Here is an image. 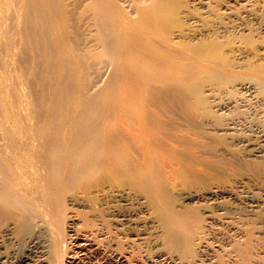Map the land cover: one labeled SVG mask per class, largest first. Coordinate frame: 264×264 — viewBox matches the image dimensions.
Segmentation results:
<instances>
[{
	"label": "bare ground",
	"instance_id": "6f19581e",
	"mask_svg": "<svg viewBox=\"0 0 264 264\" xmlns=\"http://www.w3.org/2000/svg\"><path fill=\"white\" fill-rule=\"evenodd\" d=\"M191 1L197 12L186 10L187 4L185 21L182 19L186 27L171 32L170 41L178 44L180 51L186 50V54L183 51L181 54L187 62L195 63L194 67L197 65L200 70L196 72L211 73L201 89L200 102L209 113L204 119L203 133L214 132L224 142L213 148V153L208 152L206 145L200 150L201 144L194 151L201 155L202 168H211L206 159L210 156L228 163L232 172L238 171L232 182L228 180L232 184L214 182L192 192L174 187L179 197L175 209L166 201L158 181L159 186L148 180L151 185L148 182L149 187L144 190L149 193L141 199L144 190L137 195L135 189L134 195L129 188L106 185L98 188L99 185L94 188L96 195L92 193L97 204L90 205L84 196H76L79 198L76 201L70 187L82 194V190L74 187L79 181L94 176L97 180L102 174L96 175L102 172L115 173L110 172L111 163L102 162L100 155L89 152L94 145L91 140L83 137L66 147L62 141L55 145L52 142L35 154L28 145L22 151V157H26L24 165L9 161L15 159L13 153H3L0 264H128L133 258L135 264H264V176L255 173L257 168L264 170V0H228L225 5L223 0L222 16L213 8L212 0ZM165 38L168 39L166 35ZM165 38L164 43L169 44ZM181 39L193 43L179 47ZM221 42L227 48L224 45V58L217 62L211 54ZM161 45L164 46L162 43L157 47ZM150 64L147 65L153 62ZM183 124H178V138L162 139L163 147L171 144L181 157L188 151L187 148L181 151L184 134L187 136L191 131ZM200 138L206 140L204 134ZM170 156L175 157H171L174 162ZM170 156L166 152L164 159L171 161H165L173 162L170 164L176 170L173 175L180 174L181 157ZM244 168L247 171L242 172ZM145 169L142 170L146 173ZM114 176L117 178L116 173ZM62 199L89 212L81 210L80 220L75 215L67 216L69 209L62 206ZM196 206L197 213L190 212ZM26 219L33 223V231L24 226Z\"/></svg>",
	"mask_w": 264,
	"mask_h": 264
},
{
	"label": "rangeland",
	"instance_id": "374dc122",
	"mask_svg": "<svg viewBox=\"0 0 264 264\" xmlns=\"http://www.w3.org/2000/svg\"><path fill=\"white\" fill-rule=\"evenodd\" d=\"M212 1L213 8L220 14L228 0L225 3L223 0ZM191 2L0 0V155L13 153L15 159L9 161L24 165L26 157H22V151L28 145L35 154L44 151L52 142L55 145L62 141L66 147L83 137L91 140L94 145L89 152L100 155L102 162L111 163L110 172H115L117 178L115 173L102 172L96 176L102 174L103 178L96 180L94 176L81 180L74 187L82 190V194L70 187L74 197L84 196L90 205L97 204L93 195H96L94 188L99 185L98 188L105 185L125 187L133 193L136 189L135 193L140 195L149 181L152 185H158V181L173 209L179 202L174 187L182 192H192L217 182L228 186L238 171L232 172L228 163L210 156L206 159L213 170L210 167L206 170L200 164L202 158L198 150L194 151L201 144L200 150L206 145L208 152L213 153V148L224 143L214 132L203 133L204 119L209 113L200 102L201 89L211 78V73H198L197 65L194 67L195 63L187 62L182 56L186 50L181 48L180 51L178 44L170 41L171 32L186 27L185 9L197 12ZM165 35L178 51L172 43L170 46L174 49L164 43ZM164 40L167 42L166 38ZM181 40L179 47L190 42ZM162 43L164 46L157 47ZM221 43L211 54L214 61L224 58L226 45ZM171 51L175 53L174 57ZM178 124L191 130L189 134L186 132L187 136L184 134L188 145L183 142L186 145L182 143L185 148L181 149L182 152L188 149L185 152L187 158L185 153L182 157L177 155L171 144L163 147L164 137H179ZM196 132L197 136L194 135ZM202 134L206 140L200 138ZM160 146L163 149L160 150ZM171 146L175 154L168 149ZM162 151L165 156L167 152V157L171 154L181 157L178 176L173 175L176 170L170 167L175 157L170 156L174 158L168 164ZM140 162L146 165L137 169ZM133 164L137 170L129 172L135 169ZM257 169L254 170L256 175L264 176V170ZM244 170L247 171L245 168L241 171ZM226 171H230L228 175ZM138 184L145 187L142 189ZM148 191L140 195V199L148 195ZM62 206L69 209L67 216L75 215L78 220L81 210L89 212L80 206L69 205L65 199H62ZM191 208L190 212L197 213V206ZM24 226L33 231L31 220L26 219ZM129 261L136 262L134 258Z\"/></svg>",
	"mask_w": 264,
	"mask_h": 264
}]
</instances>
